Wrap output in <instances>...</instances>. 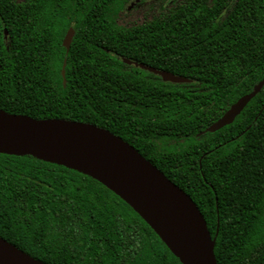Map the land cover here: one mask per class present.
Masks as SVG:
<instances>
[{
  "label": "trees",
  "instance_id": "trees-1",
  "mask_svg": "<svg viewBox=\"0 0 264 264\" xmlns=\"http://www.w3.org/2000/svg\"><path fill=\"white\" fill-rule=\"evenodd\" d=\"M129 1L0 0V108L121 136L194 200L217 264H264V85L201 133L264 77V0ZM0 236L47 264H182L110 189L30 155L0 153Z\"/></svg>",
  "mask_w": 264,
  "mask_h": 264
},
{
  "label": "water",
  "instance_id": "water-1",
  "mask_svg": "<svg viewBox=\"0 0 264 264\" xmlns=\"http://www.w3.org/2000/svg\"><path fill=\"white\" fill-rule=\"evenodd\" d=\"M74 34L73 26H69L62 40L66 50ZM128 63L166 83L191 82L184 75L137 60ZM65 65L64 58L63 77ZM263 85L264 77L201 133L215 132L230 124ZM0 153L30 155L92 177L125 201L182 264H217L216 235H211L194 200L132 144L109 129L71 119L35 118L0 108ZM0 264L47 263L0 236Z\"/></svg>",
  "mask_w": 264,
  "mask_h": 264
},
{
  "label": "flooded vegetation",
  "instance_id": "flooded-vegetation-1",
  "mask_svg": "<svg viewBox=\"0 0 264 264\" xmlns=\"http://www.w3.org/2000/svg\"><path fill=\"white\" fill-rule=\"evenodd\" d=\"M139 1H141V0H137V1H135V0H130L129 2H128V4L130 5V4H133V3H137V2H139ZM148 2V1H147ZM131 6V5H130ZM74 28V27H73ZM75 30V29H74ZM0 38H2L3 40H5V41H7L8 39H9V31L7 30V28H6V23H5V21L4 20H2L1 18H0Z\"/></svg>",
  "mask_w": 264,
  "mask_h": 264
},
{
  "label": "rangeland",
  "instance_id": "rangeland-1",
  "mask_svg": "<svg viewBox=\"0 0 264 264\" xmlns=\"http://www.w3.org/2000/svg\"><path fill=\"white\" fill-rule=\"evenodd\" d=\"M130 5H132V4H130ZM138 13H135L134 15L136 16ZM139 17H140V15H139Z\"/></svg>",
  "mask_w": 264,
  "mask_h": 264
}]
</instances>
